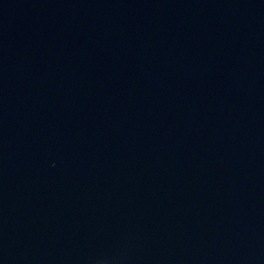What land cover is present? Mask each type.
I'll return each mask as SVG.
<instances>
[{
	"label": "water",
	"instance_id": "95a60500",
	"mask_svg": "<svg viewBox=\"0 0 264 264\" xmlns=\"http://www.w3.org/2000/svg\"><path fill=\"white\" fill-rule=\"evenodd\" d=\"M0 264H264V0H0Z\"/></svg>",
	"mask_w": 264,
	"mask_h": 264
}]
</instances>
